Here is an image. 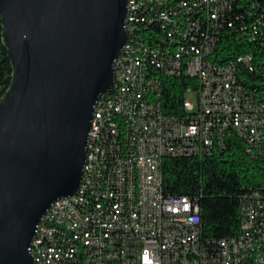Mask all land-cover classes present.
Masks as SVG:
<instances>
[{"label":"built area","instance_id":"obj_1","mask_svg":"<svg viewBox=\"0 0 264 264\" xmlns=\"http://www.w3.org/2000/svg\"><path fill=\"white\" fill-rule=\"evenodd\" d=\"M235 0H127L132 35L114 59V85L94 106L88 163L73 196L44 213L34 231L35 264H264L249 260L264 234V189L243 196L237 234L217 241L200 235L198 204L185 195H166L162 163L166 157L212 153L242 141L251 159L264 162V12L250 36L237 31L235 63L218 65L220 29ZM199 8L197 17H185ZM243 20V19H241ZM186 31L174 58H166L168 34ZM262 38L259 40V38ZM253 62H260L258 79ZM141 68H150L146 91H137ZM194 78L180 114L163 112L164 78ZM138 107L135 118L126 111ZM132 120V127H125ZM97 151H106L98 165Z\"/></svg>","mask_w":264,"mask_h":264},{"label":"water","instance_id":"obj_2","mask_svg":"<svg viewBox=\"0 0 264 264\" xmlns=\"http://www.w3.org/2000/svg\"><path fill=\"white\" fill-rule=\"evenodd\" d=\"M127 0H0V264H35L36 225L80 185L94 106L114 85Z\"/></svg>","mask_w":264,"mask_h":264},{"label":"trees","instance_id":"obj_3","mask_svg":"<svg viewBox=\"0 0 264 264\" xmlns=\"http://www.w3.org/2000/svg\"><path fill=\"white\" fill-rule=\"evenodd\" d=\"M250 0H235L229 20L220 29L216 48L220 52L218 63H235L236 50L226 48L224 43L235 42L237 31L241 36H250L254 24H261V16H252ZM251 10L264 12V0H253ZM243 19V20H241ZM0 15V98L12 79V65L2 36ZM170 53L178 49L180 41H186L180 34L170 36ZM262 38L260 37L259 40ZM254 47L261 55L264 43L255 42ZM253 79L260 75V62H253V71H246ZM196 88L194 78L180 75L164 78L161 85L160 103L163 112L180 114L186 88ZM228 146L212 153L166 157L163 160L162 189L166 195H185L198 204L200 235L203 239L217 241L237 234L244 194L251 188L264 189V162L251 159L244 153L243 143L236 137L228 138Z\"/></svg>","mask_w":264,"mask_h":264},{"label":"bare ground","instance_id":"obj_4","mask_svg":"<svg viewBox=\"0 0 264 264\" xmlns=\"http://www.w3.org/2000/svg\"><path fill=\"white\" fill-rule=\"evenodd\" d=\"M197 15H199V8H187V10H185V17H197ZM126 24H127L129 36H131L132 35L131 20L126 19ZM175 34L177 33L168 34V42L171 39L170 36H173ZM179 34L186 39V31H179ZM127 42H129V38ZM174 51H178V49H174ZM123 52H125V45L122 47L118 55H123ZM166 58H174V53H170L169 51H166ZM218 65L229 66L233 64L218 63ZM113 66L115 71V64ZM149 75H150V68L140 69L139 78H137V91H146V79L149 78ZM135 115H138V107H131V110L126 111V118H135ZM125 127H132V120H125ZM90 130H93V121H91ZM88 154H90V134H88V138H87L84 163H88ZM97 163L98 165H106V151H97ZM56 202H63V198L57 199ZM40 220H44V214L42 215ZM30 247H34V239H32ZM262 252H264V234H260V249H253V253H249V260H253V262H262ZM31 255L34 260V254L31 253Z\"/></svg>","mask_w":264,"mask_h":264}]
</instances>
